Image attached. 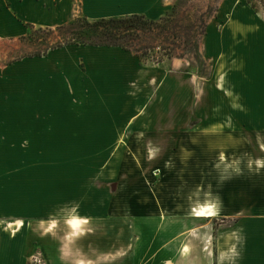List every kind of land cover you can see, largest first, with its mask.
Returning a JSON list of instances; mask_svg holds the SVG:
<instances>
[{"label": "rangeland", "instance_id": "374dc122", "mask_svg": "<svg viewBox=\"0 0 264 264\" xmlns=\"http://www.w3.org/2000/svg\"><path fill=\"white\" fill-rule=\"evenodd\" d=\"M241 1L264 14V0H164V22L160 16L152 18L157 23L141 33L131 51L116 47L105 52L123 56L127 68L136 62L135 78L120 84L116 93L107 92L102 82L71 95H49L45 89L51 86L50 65L42 55L67 46L77 57L78 48L90 46L71 43L82 30V16L0 38V122L48 123L46 115L53 112L73 123L113 119L121 125L114 142L57 149L49 143L41 149L66 157H0V264H170V249H161L160 243L186 226L176 217L192 215L205 202L218 206L209 175L216 174L221 184L231 164L242 161L239 153H229L227 144L208 143L210 129L240 134L242 128L199 126L215 113L222 117L219 108H224L221 94H216L208 110L215 63L202 51L205 34L210 24L221 26ZM142 52L146 55L140 57ZM75 67L87 70L80 61ZM218 72H223L222 65ZM198 97L202 112L194 115ZM237 145L247 150L246 143ZM249 161L250 169L256 168ZM72 217L87 220L77 236L70 234ZM185 244L181 256L192 252L188 240Z\"/></svg>", "mask_w": 264, "mask_h": 264}, {"label": "crops", "instance_id": "0c3cea01", "mask_svg": "<svg viewBox=\"0 0 264 264\" xmlns=\"http://www.w3.org/2000/svg\"><path fill=\"white\" fill-rule=\"evenodd\" d=\"M165 6L164 0H0V38L22 36L28 25L58 26L75 15L96 19L144 14L155 18L164 12ZM66 47L42 55L50 65L47 73L51 86L45 88L49 95L84 93L88 86L101 82L102 87L109 90L107 92L116 93L120 84L130 83L135 78L131 76L136 73L135 61L127 68L121 62L123 56L105 54L116 47L82 46L77 50V57ZM202 51L215 63L214 88L207 93L208 110L212 111L216 94H221L224 108L219 109L224 113L221 111L222 117L215 113V118L206 119L199 126L242 128L237 131L240 134L233 130L223 134L208 130L210 145L225 143L232 150H228L229 153H239L242 161L237 166L231 164L229 175L221 184L217 183L216 174L209 175V190L213 187L218 192V206L214 202H205L195 206L192 215L176 217L181 219L178 224L186 226L160 246L170 249L167 251L170 264H264V14L246 1L238 2L221 26L216 23L208 26ZM84 52L86 57L82 55ZM76 61L86 64L87 70L80 67L73 70ZM220 65L223 72H218ZM201 107L200 97L194 99V115H201ZM41 111L45 112V109L41 108ZM52 113L46 115L48 123L0 122V157H66L49 155L50 151L41 149L49 143L57 149L63 144L114 142L121 128L112 123L115 122L113 119L84 125V122H69ZM51 116L58 120L50 121ZM242 143L247 144L246 151L237 145ZM212 152L209 151V159L214 157ZM249 158L257 165L253 170L249 167ZM218 219H221L220 223H217ZM158 233L162 232L159 230ZM186 240L192 252L181 256L179 252L186 246ZM153 243L146 260L148 263L153 259Z\"/></svg>", "mask_w": 264, "mask_h": 264}, {"label": "trees", "instance_id": "16d2710c", "mask_svg": "<svg viewBox=\"0 0 264 264\" xmlns=\"http://www.w3.org/2000/svg\"><path fill=\"white\" fill-rule=\"evenodd\" d=\"M167 14L166 12L165 15L160 16L159 20L164 22ZM82 17V30L74 33L76 41L71 43L120 47L125 51H131L141 33L151 30L152 27L150 26L157 23L154 19L144 14L100 17L96 19H88L86 16ZM29 27L31 26L28 25ZM145 55L146 52H142L139 56L143 57Z\"/></svg>", "mask_w": 264, "mask_h": 264}, {"label": "bare ground", "instance_id": "6f19581e", "mask_svg": "<svg viewBox=\"0 0 264 264\" xmlns=\"http://www.w3.org/2000/svg\"><path fill=\"white\" fill-rule=\"evenodd\" d=\"M197 207V206H196ZM213 208V207H212ZM209 209V208H208ZM217 210V209H216ZM195 211V210H194ZM209 213V212H208ZM202 214H205V211L202 212ZM212 214V213H211ZM84 222H87V220L85 218H79V217H72L68 220V224H69V227L71 228V234L72 236H77L79 235V233L82 232V224ZM21 224L18 225L17 228H20ZM53 227V224H51L49 226V229H51ZM17 228L15 229V231L17 230ZM187 247L185 246L184 247V250L186 249Z\"/></svg>", "mask_w": 264, "mask_h": 264}]
</instances>
